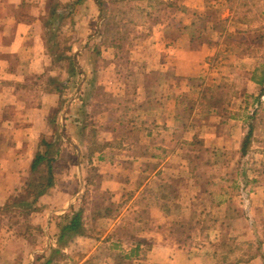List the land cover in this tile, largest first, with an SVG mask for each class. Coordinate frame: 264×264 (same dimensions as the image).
<instances>
[{
    "label": "rangeland",
    "instance_id": "obj_1",
    "mask_svg": "<svg viewBox=\"0 0 264 264\" xmlns=\"http://www.w3.org/2000/svg\"><path fill=\"white\" fill-rule=\"evenodd\" d=\"M102 1V19L90 12L94 2L65 6L55 21L49 12L57 5L40 17L57 81L44 76L36 85L60 96L55 109L70 107L69 137L78 145L49 149L56 183L68 194L26 211L15 206L31 200L23 187L0 207V264H160L147 257L151 236L192 256L216 251L219 264L257 258L264 252V0H185L196 7L180 19L171 15L178 0ZM179 20L186 28L180 37L151 29ZM169 40L179 45L163 47ZM86 42V54L74 56ZM61 74L66 81L58 82ZM177 106L181 125L165 130L162 110ZM178 146L181 153H173ZM79 203L83 235L59 246L58 225L68 205ZM98 235L106 241L96 247ZM84 236L91 240L79 241Z\"/></svg>",
    "mask_w": 264,
    "mask_h": 264
},
{
    "label": "crops",
    "instance_id": "obj_2",
    "mask_svg": "<svg viewBox=\"0 0 264 264\" xmlns=\"http://www.w3.org/2000/svg\"><path fill=\"white\" fill-rule=\"evenodd\" d=\"M76 1L77 0H0V207L6 203L9 195L19 192L29 179H31V181L35 179V173L31 172L30 165L36 153L39 152L48 156L49 149L52 145H62L65 146V149L66 146L70 148V146L74 147L78 145L75 141L71 142V138L69 137V135H71V130L74 128L70 118H67L69 116L67 113L70 107L65 106L66 108L64 111H62L63 107L55 109L54 105L60 100V96L55 95L54 90H43L36 85L44 76H48V84H54V82L56 83L57 81L54 77H50V71L53 69L52 59L45 49V42L39 24L40 17L47 14L49 7L57 5L59 10H57L56 13H59L62 12L61 10L65 6L71 8L70 5ZM85 1L88 5H92V2L95 3V0ZM178 1H180L181 7L173 9L171 15L177 16L179 19L186 12L196 7V3L191 6L187 5L185 0ZM194 1L197 2V0ZM95 7L93 8L95 11L90 9V12H94L97 18L99 17L96 10L98 6L95 5ZM192 15H194V13H192ZM102 18L103 17H100L99 19ZM163 26L164 25L159 26L158 24L155 28L153 25L151 29H156L157 32L161 30L169 34L175 33L178 34L179 37L180 34L186 31L183 20L172 23L168 22L165 28ZM140 27L142 26H137V28ZM93 30L95 31L96 29ZM89 32H91L90 29L87 30V33ZM175 44L177 46L179 45L175 40H169L163 43V47L169 49ZM87 49L86 42L83 47L75 49L73 55L75 56L77 53L86 54ZM178 54H181L180 50ZM100 60V57L97 58L96 65H100ZM110 62L113 63L114 66L117 64V59L112 58ZM181 64L182 61L180 60L176 62L179 68ZM85 66L86 65L82 64L80 68L86 75L84 79L86 82L89 76L88 69ZM176 74H178V72L175 73V75ZM58 78V80H60L58 82L66 81V75L61 74ZM99 84L101 83L99 82ZM174 87L175 86H172V88ZM177 90L182 92L179 87H177ZM34 91L37 92L35 95V98L38 100L37 102H32ZM29 92L32 94L29 95ZM26 95L29 96L31 100H28ZM163 97L164 95L161 96V98ZM39 99H42V103H39ZM50 100L52 102H50ZM59 111L62 113L59 114ZM180 113L179 106L173 108L171 112L164 107L162 110V117L165 116L164 118L168 122L163 125V128L168 131H173L178 128L179 125H181L180 120L182 118ZM190 122L193 124V127L199 129V124L193 120V117L190 119ZM212 139L218 142L216 138L213 137ZM190 141L191 138H186L179 143L181 146L185 142L189 144ZM79 142L82 143L83 139ZM116 145V143L114 145L113 143L104 142L101 147L105 146L107 149L108 147H115ZM180 146H178L173 153H181ZM43 148H47L46 152L43 151ZM78 148L81 149V146H78ZM104 152L105 150H102L97 154L100 163H104L105 161V159L102 160V154ZM166 155L167 153L163 154V156H165V158L162 157L163 164H166L168 161L169 156ZM115 162L116 161L112 159L111 164ZM175 177L173 176V178ZM176 179H178V176ZM61 185L62 183L57 184L55 180L53 189L48 194L40 197L38 201H55L58 195L68 194L66 190L59 188ZM37 206H39V202ZM66 206L62 207L64 208L62 210L63 212L71 208V206L68 205L66 209ZM149 237L150 236L140 237V239L143 243H146L149 242L147 241ZM157 237L158 236H151L153 245L151 247L149 246L150 248L147 252L148 259H157L160 262H156L160 264H219V262L216 261V257H218L216 251L209 250L204 254L200 253V255L196 254L192 256L183 249H172L165 243V240ZM103 238L104 237L100 235L96 236V247L100 244H105L106 240ZM82 240L87 241L91 239L88 238V236H84L81 237L79 241ZM110 241L111 247H117V243H113L112 240ZM115 241H117V239H115ZM131 247H129L128 250H130ZM90 253L91 252L83 258V261ZM103 257L104 259H111L115 257V255L105 254ZM258 263L264 264V252L263 254L259 253L257 258L246 260L239 264Z\"/></svg>",
    "mask_w": 264,
    "mask_h": 264
},
{
    "label": "trees",
    "instance_id": "obj_3",
    "mask_svg": "<svg viewBox=\"0 0 264 264\" xmlns=\"http://www.w3.org/2000/svg\"><path fill=\"white\" fill-rule=\"evenodd\" d=\"M91 1V0H90ZM83 2L86 4L85 0H77L75 3H80ZM72 4V5H73ZM95 5H97V12H98V18L100 17H106V13L103 7V1L102 0H95ZM93 5V4H92ZM95 5H93V7H95ZM96 8V7H95ZM70 12V11H69ZM72 12V11H71ZM104 17V18H105ZM49 18L52 21L58 20L59 19V14L56 13V11H51L49 12ZM115 48H117V45H115ZM75 67H72V69H74ZM258 84L262 83V78H260L257 81ZM57 90L56 92L59 93V89H55ZM252 133V128L249 126L248 127V131L246 133V135L244 136V139L241 141L240 143V151L242 154H244L249 146V139ZM54 159L48 157L46 154H42V153H36V155L34 156L31 165H30V169L32 173H39L38 176V180L36 182H29L26 183L23 191H28V194L30 196V201L29 203H25V202H20L18 204H16L15 206H21V207H26V211H33L36 210V208H34V205L36 206L38 203V199L46 194H48L54 187V183H55V176L53 173V164ZM45 165V171L43 172L41 170V166ZM33 207V209H32ZM84 207L79 203V205L75 206V207H71L65 217L64 223L58 225V232L56 233L55 236V241L56 244L62 247H65V244L67 243L68 240H70L71 238H73V236L76 235H83L84 232V225H83V221H82V216H83V212H84ZM97 213V211H96ZM97 216H99V213L96 214ZM136 250V249H135ZM127 258V257H126ZM46 263L48 264L49 261L47 260Z\"/></svg>",
    "mask_w": 264,
    "mask_h": 264
}]
</instances>
